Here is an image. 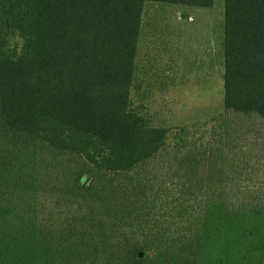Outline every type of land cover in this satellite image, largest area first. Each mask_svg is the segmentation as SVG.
Here are the masks:
<instances>
[{
    "label": "trees",
    "instance_id": "16d2710c",
    "mask_svg": "<svg viewBox=\"0 0 264 264\" xmlns=\"http://www.w3.org/2000/svg\"><path fill=\"white\" fill-rule=\"evenodd\" d=\"M147 2L214 0H0V264H264V197L233 193L222 137L264 121V0H223L225 114L171 143L131 108Z\"/></svg>",
    "mask_w": 264,
    "mask_h": 264
},
{
    "label": "rangeland",
    "instance_id": "374dc122",
    "mask_svg": "<svg viewBox=\"0 0 264 264\" xmlns=\"http://www.w3.org/2000/svg\"><path fill=\"white\" fill-rule=\"evenodd\" d=\"M222 40L223 0H214L211 8L144 4L131 108L149 125L171 130L170 143L173 129L199 122L210 127L217 124L214 118L224 116ZM21 43L17 35L9 38L13 51L18 52ZM231 117L234 124L225 127L230 133L222 135L228 140L225 150L235 169L243 164L247 174L238 172L233 193L240 196L243 190L250 200L261 194L264 197V121L254 115ZM3 196H12L6 178L0 182V198ZM57 252L47 250L40 264L63 263L62 251Z\"/></svg>",
    "mask_w": 264,
    "mask_h": 264
}]
</instances>
